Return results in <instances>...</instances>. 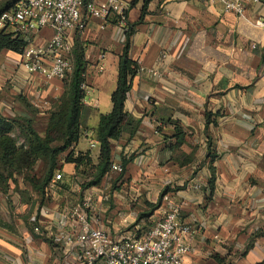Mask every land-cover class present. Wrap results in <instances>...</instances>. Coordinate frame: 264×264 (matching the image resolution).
I'll return each mask as SVG.
<instances>
[{
  "label": "crops",
  "instance_id": "0c3cea01",
  "mask_svg": "<svg viewBox=\"0 0 264 264\" xmlns=\"http://www.w3.org/2000/svg\"><path fill=\"white\" fill-rule=\"evenodd\" d=\"M124 1L133 30L130 56L147 69L133 77L125 101V111L140 119V125L134 134L126 131L113 141L115 160L123 152L133 156L127 181L110 206L115 228L146 229L159 217L160 206L133 228L124 227L123 219L135 224L146 203H156L166 186L180 187L171 195L181 206L182 220L199 228L186 264L264 261V28L250 23L264 15V7L251 5L248 22L214 0ZM51 34L43 29L33 45L44 46ZM69 38L73 48L78 39L85 50L91 92L84 99L83 120L94 132L100 116L113 108L127 35L116 20L93 18L83 31H71ZM254 42L256 49L251 48ZM64 90L61 79L30 74L19 53L0 51L3 115L22 116L26 108L21 100L36 97L46 102ZM207 112L215 114L208 123ZM175 123L186 133L177 147ZM76 149L91 150L98 162L99 145L90 148L82 136ZM209 152L217 154L214 162L207 158ZM187 155L192 159L184 162ZM211 166L216 173L213 192L188 185L208 186ZM62 170L74 198L75 165L64 163ZM38 207L39 202L33 207L17 193L9 197L0 190V264H53L51 245L30 220Z\"/></svg>",
  "mask_w": 264,
  "mask_h": 264
},
{
  "label": "built area",
  "instance_id": "2783aa9c",
  "mask_svg": "<svg viewBox=\"0 0 264 264\" xmlns=\"http://www.w3.org/2000/svg\"><path fill=\"white\" fill-rule=\"evenodd\" d=\"M214 1L248 22L246 12L251 5L264 7V0ZM128 10L129 4L124 0H17L1 14L0 31L8 27L30 42L21 54L30 74L65 80L73 70L70 32L83 31L87 22L95 18L104 22L116 20L126 34ZM250 23L264 28V15ZM45 28L52 32L50 39L44 46L33 45L34 38ZM257 47L256 42L251 44L252 49ZM103 58L105 54H101L100 59ZM98 68L102 70L103 64ZM146 69L139 65L138 74ZM81 88L86 98L90 86L83 82ZM82 136L90 148L99 145L92 131L85 129ZM130 157L123 152L120 160L113 158L104 184L93 187L97 192H89L81 199H72L69 190L63 187V170L54 173L45 187V202L30 217L34 231L52 247L53 264H186L185 256L191 251V241L199 228L196 223L182 220L181 206L171 193L162 196L159 217L140 234L138 230L116 229L113 218L107 216L115 193L111 178L124 171L122 161ZM188 185L195 190L207 187L202 182ZM133 224L123 219L124 227Z\"/></svg>",
  "mask_w": 264,
  "mask_h": 264
},
{
  "label": "trees",
  "instance_id": "16d2710c",
  "mask_svg": "<svg viewBox=\"0 0 264 264\" xmlns=\"http://www.w3.org/2000/svg\"><path fill=\"white\" fill-rule=\"evenodd\" d=\"M16 1L6 0L0 3V16L10 9ZM132 32L133 30L129 28L126 33L127 40L120 56L118 85L112 94L113 108L111 112L100 116L99 123L93 132L100 146L98 162L92 158L91 150L77 151L76 149L84 130L87 129L83 120L84 112L87 110L84 103L85 92L81 88V84L86 82L87 61L85 60V50L77 39L72 51L73 70L66 77L67 80L70 78L68 93L64 96L67 99L58 110L51 113L44 136L36 130L31 118L19 115L11 117L0 113V190L4 194L9 192L11 184L19 182L18 176L22 172L31 170L38 160H43L47 166L46 174L40 183L32 178L31 184L33 190L44 198L45 187L58 170V163L64 153L66 154L63 161L60 162L75 165V174L73 175L75 179H79L80 175L91 177L84 187L104 184L113 160V141L119 139L126 131L134 134L141 122L140 119H135L125 111L127 94L131 89L133 77L138 74L139 67V64L130 56V35ZM29 44L30 42L25 37L16 36L8 27H3L0 31V51L8 49L21 55ZM212 115L215 114L206 113L207 123L211 121ZM218 115L216 114V116ZM174 127L176 142L173 145L175 147L181 146L185 141L186 133L179 124L175 123ZM21 139H23V143L18 144ZM216 157L217 154L213 152H209L207 155L211 162H214ZM190 159L192 158L187 155L184 157V162ZM132 160L133 156L123 159L124 171L117 175L118 177L113 175L112 184L126 175L127 165ZM211 172L212 175L208 180L207 188L213 192L216 182L213 166H211ZM179 188L166 186L156 203H146V210L138 216L136 223L131 228L140 223L144 217L154 213L161 205L164 194ZM42 204L43 201L39 203V207ZM152 223H147V228ZM144 230L141 228L137 233L140 234ZM256 264H264V261Z\"/></svg>",
  "mask_w": 264,
  "mask_h": 264
},
{
  "label": "rangeland",
  "instance_id": "374dc122",
  "mask_svg": "<svg viewBox=\"0 0 264 264\" xmlns=\"http://www.w3.org/2000/svg\"><path fill=\"white\" fill-rule=\"evenodd\" d=\"M6 0H0V3L5 2ZM247 16V15H246ZM64 83V92L61 95H58L56 97H50L46 99V102H37L36 97H31L29 100L25 98L24 100H21L23 105L25 106L24 110V115L25 117L31 118L34 122V126L36 130L42 135H45L46 128L48 127L49 124V118L52 112L55 110H58L60 106L62 105L63 102L66 101V97L64 96L68 93L69 89V84H70V78L67 80H63ZM87 111V110H86ZM85 113V112H84ZM21 116V115H19ZM12 117V116H11ZM15 136V135H13ZM21 139L18 141V144L23 143ZM66 153H64L61 157L60 161H63V158ZM59 161L58 163V169L62 167V163ZM47 166L45 161L43 160H38L35 165L32 167L31 170H25L18 176V183L11 184V188L9 189V192L6 194L9 195V197L17 193L22 199H25V202L28 203V205H32L35 207V205L45 202V197L41 194H39L37 191L33 190L31 180L34 178L37 182H41L46 174ZM65 177V176H64ZM116 177H118L116 175ZM91 177H83L82 175L79 176V179H73L72 185L76 186V191L72 193L74 195L75 199H81L83 196L89 192H97L96 186H91V187H84V185L90 180ZM127 176L125 175L123 178H119L118 181H115L112 187V192H119L121 190V187L123 186V182H126ZM66 186H69L67 181L64 180L63 187L66 188ZM71 187V186H69ZM96 190V191H95ZM124 190V189H123ZM12 191V192H11ZM95 195V194H94ZM160 196V194H159ZM73 199V198H72ZM158 201V199H157ZM110 209L106 213L108 217L109 216ZM143 212H139L138 216L142 214Z\"/></svg>",
  "mask_w": 264,
  "mask_h": 264
}]
</instances>
